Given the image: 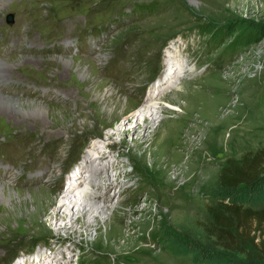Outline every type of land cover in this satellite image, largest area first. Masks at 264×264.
Wrapping results in <instances>:
<instances>
[{"label":"rangeland","instance_id":"rangeland-1","mask_svg":"<svg viewBox=\"0 0 264 264\" xmlns=\"http://www.w3.org/2000/svg\"><path fill=\"white\" fill-rule=\"evenodd\" d=\"M0 61L14 65L0 92L18 101L0 105V264H207L163 225L199 235L224 162L264 146V0H0ZM150 106L159 114L109 140ZM96 142L120 157L96 166ZM86 155L115 168L118 196L59 232L46 215Z\"/></svg>","mask_w":264,"mask_h":264},{"label":"trees","instance_id":"trees-1","mask_svg":"<svg viewBox=\"0 0 264 264\" xmlns=\"http://www.w3.org/2000/svg\"><path fill=\"white\" fill-rule=\"evenodd\" d=\"M206 207L199 235L164 223L170 241L187 244L184 252L197 248L207 264H264V146L224 162Z\"/></svg>","mask_w":264,"mask_h":264},{"label":"bare ground","instance_id":"bare-ground-1","mask_svg":"<svg viewBox=\"0 0 264 264\" xmlns=\"http://www.w3.org/2000/svg\"><path fill=\"white\" fill-rule=\"evenodd\" d=\"M29 61V60H27ZM31 61V60H30ZM63 62L65 65H69L71 62L69 60H66L63 58ZM182 67V66H181ZM14 68V65L8 63V62H3L0 61V80H5L9 79V75L11 74V69ZM181 69V68H180ZM183 69V68H182ZM170 72H165L163 74V79L164 81L169 82L170 80ZM97 90H100V87L96 88ZM155 92H152V89H150L147 92V96L144 97L143 101L147 103L148 99H155L154 98ZM5 102V103H2ZM16 99H12L9 97H5L3 93L0 92V105L2 106H7V107H13L15 103H17ZM145 103H143L145 105ZM40 111V110H39ZM130 117L126 118L123 124H121L119 130H116L113 135H109V140L111 141L113 137L115 136H126L129 134V132H137L138 129L141 127V121L147 122L150 117L159 114L158 110L155 106H150L149 108H145L144 110L141 111V108L139 107L137 111H132ZM132 128L127 129V126H132ZM93 144V143H92ZM99 144L96 142L93 144L92 148H90L91 151L100 153L103 155V159L101 162L98 164V166L103 165L107 160V154H105V148H101V146H98ZM99 148V150H97ZM90 151V152H91ZM90 155H86V159L82 160L78 166V168L73 170V173L67 180L64 179V182L62 184V187L60 188L59 192L64 193L63 197L66 198L65 202L61 201L58 205V207L50 214H47V219L51 222L57 223L58 221H62L63 224H61L58 227L57 231H63V230H74L77 227V223L79 221H83L85 218L90 217V221L85 222L86 226H91L93 222H97L102 216H105L107 210L110 208V204L114 198H117L118 194H115L113 197L109 196V192L113 188V185L119 184V175L117 174L116 176H111L109 171L107 172V169H113L115 171V168L111 166L109 163H107L105 166H101L100 169H97L94 171V169L89 168V158ZM98 155H96L97 159ZM82 166V167H81ZM88 167V168H87ZM82 171H86L84 175L81 176V178L84 181L90 182L87 183H81V180L79 181H74L73 179L79 175H81ZM97 171V172H96ZM104 172V173H103ZM103 173V178L100 180L98 183H92V180L94 178V175H101ZM112 178H115V183L112 182ZM81 183L80 185L83 186L84 184L87 186L83 187L84 189L80 191L81 188L79 189H73L72 186H75L78 183ZM5 188L4 185H0V195H2V190ZM77 188V187H76ZM93 189H100L103 192L97 193V191L93 192ZM128 187H125L122 185V191H127ZM133 189V187H132ZM131 190V189H130ZM129 190V191H130ZM134 191V190H133ZM43 198H40V200ZM64 200V199H63ZM120 201H118L119 203ZM110 205V206H109ZM63 210V215L60 216L59 212ZM78 216L77 219H75V216ZM59 225V224H58ZM56 227V226H55ZM72 247H69L67 249H71ZM63 254L62 257L65 259V254L67 253L65 248L63 249ZM36 254V253H35ZM34 254H32L31 258H26V257H16L15 260L13 261L12 264H34L32 261ZM56 256L54 257V259ZM50 259L52 260L53 258H50V255H43L41 260H46V262H40L39 264H50L49 261ZM52 260L51 263L53 264H63L61 261H58V259ZM40 261V260H39ZM54 261V262H53Z\"/></svg>","mask_w":264,"mask_h":264},{"label":"water","instance_id":"water-1","mask_svg":"<svg viewBox=\"0 0 264 264\" xmlns=\"http://www.w3.org/2000/svg\"><path fill=\"white\" fill-rule=\"evenodd\" d=\"M8 20H9V22H12V17L10 16V17L8 18Z\"/></svg>","mask_w":264,"mask_h":264}]
</instances>
